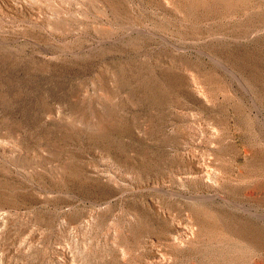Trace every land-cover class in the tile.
Returning a JSON list of instances; mask_svg holds the SVG:
<instances>
[{
    "label": "rangeland",
    "instance_id": "1",
    "mask_svg": "<svg viewBox=\"0 0 264 264\" xmlns=\"http://www.w3.org/2000/svg\"><path fill=\"white\" fill-rule=\"evenodd\" d=\"M0 264H264V0H0Z\"/></svg>",
    "mask_w": 264,
    "mask_h": 264
},
{
    "label": "bare ground",
    "instance_id": "2",
    "mask_svg": "<svg viewBox=\"0 0 264 264\" xmlns=\"http://www.w3.org/2000/svg\"><path fill=\"white\" fill-rule=\"evenodd\" d=\"M9 223L5 222L4 226L7 227ZM187 240H189V236L187 237Z\"/></svg>",
    "mask_w": 264,
    "mask_h": 264
}]
</instances>
